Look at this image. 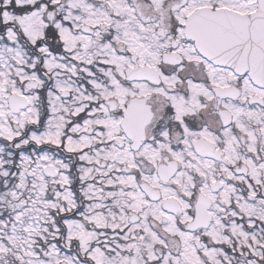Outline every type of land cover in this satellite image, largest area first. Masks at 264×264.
<instances>
[{
    "label": "snow or ice",
    "instance_id": "obj_1",
    "mask_svg": "<svg viewBox=\"0 0 264 264\" xmlns=\"http://www.w3.org/2000/svg\"><path fill=\"white\" fill-rule=\"evenodd\" d=\"M0 264H264V0H0Z\"/></svg>",
    "mask_w": 264,
    "mask_h": 264
}]
</instances>
